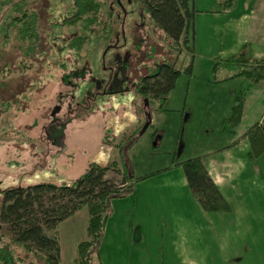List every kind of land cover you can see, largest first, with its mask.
I'll use <instances>...</instances> for the list:
<instances>
[{"label": "rangeland", "instance_id": "rangeland-1", "mask_svg": "<svg viewBox=\"0 0 264 264\" xmlns=\"http://www.w3.org/2000/svg\"><path fill=\"white\" fill-rule=\"evenodd\" d=\"M29 1L44 23L37 56H23L16 40L6 42L7 46L0 43V52L5 53L2 57L9 56L13 67L20 65L11 78L21 88L12 91L10 86L8 94L0 93V209L5 191L11 187L73 183L93 163L121 184V172L111 168L116 161L118 168L132 176L131 187L127 196L111 201V215L92 254V264H197L200 247H207L218 264L226 259L229 263V255L241 251L239 264H264V154L259 157L260 164L251 163L245 135L254 122L264 118V81L252 82L244 76L214 81L213 77L217 57L242 49L246 33L232 20L252 9H258L263 17L257 7L262 0H235L232 6H226L225 0H195L198 11L192 51L185 45L174 46L144 0H119L122 8L115 0H99V20L87 30L92 41L83 46L81 59L75 52H67L59 36L48 38L59 29L60 35L67 37L75 28L82 30L81 20L63 22L66 14L73 12V1ZM152 44L155 50L150 49ZM247 45L254 54L255 44ZM45 46L50 48L47 56H42L40 50ZM64 55L72 72L68 83L58 82L60 71L53 65L54 56ZM24 57L34 65H17ZM171 58L181 68L194 58V72L190 80L181 74L160 108L140 90L141 79L154 65ZM231 72L221 68L217 78ZM249 86L241 122L226 130L223 119L237 94ZM130 135L129 141L139 139L122 153L118 142ZM195 156H202L212 176L220 180L231 212L204 210L188 190L181 165L136 181L139 175ZM234 165L241 171L262 167L253 169L259 173L247 180L248 195L243 186L240 196L234 191ZM239 207L247 211L243 213ZM88 218V209L83 207L56 228H45L59 241V264H75L77 244L87 236ZM237 225L242 227L236 229ZM178 227L187 236L181 243L187 246L183 258L178 251L180 242L168 239ZM4 228L8 224L2 222L0 234Z\"/></svg>", "mask_w": 264, "mask_h": 264}, {"label": "trees", "instance_id": "trees-1", "mask_svg": "<svg viewBox=\"0 0 264 264\" xmlns=\"http://www.w3.org/2000/svg\"><path fill=\"white\" fill-rule=\"evenodd\" d=\"M72 1L73 12H68L63 22L74 24L81 20L82 30L75 28V31L71 32L72 35L67 37L60 35L62 31L59 29L53 35L48 34V38L50 40L60 38V44L66 47L67 52L69 54L75 52L76 58L81 59L80 51L83 46L92 41L91 34L87 30H91L92 26L98 22L101 2L99 0ZM115 1L121 8L123 7L121 1ZM144 1L155 23L169 39H172L174 46L176 43L180 48L181 45H185L189 50H194L195 16L198 11L195 0ZM32 2L29 0L0 1V43L5 44L2 46H7L6 42L16 40L17 47L22 50L23 56L27 55L26 58L37 56L44 24L41 21L40 12L32 5ZM233 3L235 0H225L226 6H232ZM110 33H107V38ZM49 48L45 46L40 50L42 56H47ZM150 49L155 50L156 45L152 44ZM2 54L5 55L4 50L0 52V60L4 61L0 64V93L8 94L10 86L12 91L21 90L11 75L17 71L19 64L23 67L34 64L24 57L18 60L19 66L13 67L10 65L12 62L10 57L7 55V58H3ZM177 63V60L167 59L156 67L154 65L151 71L142 76L140 90L158 103L160 108L165 106L181 74H187L189 80L192 78L194 58L185 68H181ZM70 64L73 66V62ZM53 65L60 71V75L56 76L58 82L68 83V77L72 75V72L68 71L71 70L68 68V57L54 56ZM221 68H227L232 72L223 79H218L217 72ZM213 71L214 81L244 76L252 82H261L264 81V58H255L245 44L237 54L217 57ZM67 73L70 75L67 76ZM249 90L250 86L237 94L229 115L223 119L226 130H231L241 122ZM245 135L250 142L248 155L256 160L264 154V118L262 121L254 122L246 130ZM130 138L131 135L127 140L124 138L118 142L122 153L131 149L139 139L129 141ZM116 165L115 161L111 168H117L121 172V184H117L106 176L102 166L93 163L73 183H38L7 189L0 209V225L2 222L8 224V228H4V234H0V264H59V241L57 237L53 238L47 234L45 228H56L83 207H86L89 213L87 236L78 242L74 262L75 264H92V254L100 245L111 215V201L127 196L131 187L132 176ZM179 165L182 166L193 197L204 210L224 213L232 211L230 201L221 185L212 176L202 156L191 157L174 165L144 173L139 175L136 181L159 175Z\"/></svg>", "mask_w": 264, "mask_h": 264}, {"label": "crops", "instance_id": "crops-1", "mask_svg": "<svg viewBox=\"0 0 264 264\" xmlns=\"http://www.w3.org/2000/svg\"><path fill=\"white\" fill-rule=\"evenodd\" d=\"M257 7L261 8L262 9L261 11L264 12V0H262L260 5L257 6ZM258 12H259L258 9H252L250 12H245L242 15H240L238 18L233 19L232 21H234V24L236 25V27L239 30H242V31H244L246 33V37L243 39V41L241 43V45L243 44L241 48L243 49V46L245 44H247V43L248 44H250V43L255 44L254 45V49L252 48L253 50H255V53L252 54V55L255 58H264V16L261 17L258 14ZM230 28L234 29V27H230ZM236 159L238 161L240 158H238V156H236ZM248 159H249V161L251 163H255V162H257L259 160V158L256 159V160L251 159L249 157V155H248ZM259 164H260V162H259ZM238 166L239 165H237V166L234 165V167H235L234 171L236 172V174L234 175V177H236V180L233 181L234 191L237 192V190H238L237 196H240V194L242 193V189H243L242 186H243L244 187V191H245V195H248L249 194V192H248L249 188H248L247 180L249 178H253L254 176H257V173H259V171H260L259 169L264 167V165H262L261 168H259L257 166H252L251 169H249V170L245 169L243 171L238 170L239 169ZM253 169H255V171L256 170H259V171L255 172V171H253ZM184 181H185V183H187L186 185L188 186L187 179L185 180V178H184ZM216 181L221 185L220 180L216 179ZM186 185H185V187H186ZM171 187H175L174 184H171ZM186 189H185V191H186ZM188 190L191 193V190H190L189 186H188ZM191 195H192V193H191ZM192 197H193V195H192ZM193 199L196 201V199L194 197H193ZM238 209L239 210H243V213H244L245 210L247 211V209L245 207H239ZM243 217H240V218H243ZM240 227H242V226L237 225L236 229L240 228ZM186 237H187L186 236V231L184 229H181V228H179V231L175 235L171 234V233L168 235L169 241L171 240L174 243L180 242L179 248L181 250L180 249L179 250L177 249V250L179 251V256L181 258H183V256H185L184 253H187V246L181 245V243H184V241H186V239H185ZM164 239H166V238H164ZM172 252H173V250H171V248H170L169 252H168L169 256H170V253L172 254ZM199 252H200L199 253V260H197V262H198L197 264H218L219 263V261H217V263H215L211 259L210 251H208L207 247H204V249L202 247H200L199 248ZM240 253H242V251L241 252L231 253L229 255V257H231V260L229 261V263H231V264H239L240 262L242 263V260L241 261L239 260V258L241 256V255H239ZM243 254H244V252H243ZM164 255H165V252H164ZM164 255H162V257ZM158 256H160V255H158ZM150 257H151V260L155 259L151 255H150ZM151 262L153 263V261H151ZM184 262H186L185 259H184ZM186 263H188V262H186ZM229 263H228L227 259L224 261V264H229Z\"/></svg>", "mask_w": 264, "mask_h": 264}]
</instances>
